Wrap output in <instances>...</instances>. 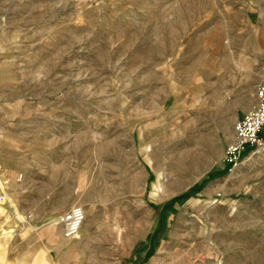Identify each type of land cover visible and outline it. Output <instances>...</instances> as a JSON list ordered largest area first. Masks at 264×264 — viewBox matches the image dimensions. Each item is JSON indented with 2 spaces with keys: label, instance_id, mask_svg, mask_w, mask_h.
Masks as SVG:
<instances>
[{
  "label": "rangeland",
  "instance_id": "374dc122",
  "mask_svg": "<svg viewBox=\"0 0 264 264\" xmlns=\"http://www.w3.org/2000/svg\"><path fill=\"white\" fill-rule=\"evenodd\" d=\"M262 64L264 0H0V264H264Z\"/></svg>",
  "mask_w": 264,
  "mask_h": 264
},
{
  "label": "built area",
  "instance_id": "2783aa9c",
  "mask_svg": "<svg viewBox=\"0 0 264 264\" xmlns=\"http://www.w3.org/2000/svg\"><path fill=\"white\" fill-rule=\"evenodd\" d=\"M260 79L255 89V104L237 119L234 138L225 150V161L229 172H234L246 160L264 150V64L260 67ZM21 177V176H20ZM0 200L6 196L0 194ZM86 218L81 205L75 204L58 216L65 238L75 237Z\"/></svg>",
  "mask_w": 264,
  "mask_h": 264
}]
</instances>
